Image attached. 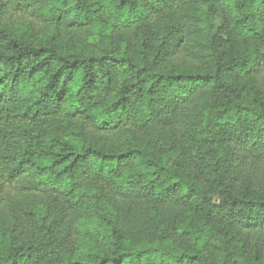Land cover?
Instances as JSON below:
<instances>
[{"label": "trees", "instance_id": "1", "mask_svg": "<svg viewBox=\"0 0 264 264\" xmlns=\"http://www.w3.org/2000/svg\"><path fill=\"white\" fill-rule=\"evenodd\" d=\"M0 264H264V0H0Z\"/></svg>", "mask_w": 264, "mask_h": 264}]
</instances>
